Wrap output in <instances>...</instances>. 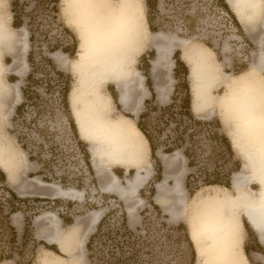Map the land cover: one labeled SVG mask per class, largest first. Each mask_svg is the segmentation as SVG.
I'll return each mask as SVG.
<instances>
[{"label": "rangeland", "instance_id": "1", "mask_svg": "<svg viewBox=\"0 0 264 264\" xmlns=\"http://www.w3.org/2000/svg\"><path fill=\"white\" fill-rule=\"evenodd\" d=\"M10 2L0 0V18L11 28L20 46L27 44L25 52L22 48L17 49L27 67L21 78L8 71L4 78L9 83L20 82V100L16 104L12 99L7 100V115L0 112V148L8 159L6 163L15 162L13 172H9L4 164L0 165L4 173L0 179V264H42L44 258L52 264H112L116 246L126 249V242L139 248V256L143 259L159 257L170 261L175 258L183 264H204L197 257L189 237L188 224L193 218V209L202 199L237 196L238 191L232 188L233 174L249 173V169L243 166L247 160L236 148L232 147V156L222 160L212 153L219 152L220 148L208 146L210 131L224 133L228 139L236 134L237 111L232 105H224L223 101L236 92L230 82L250 69L252 51L256 50L233 8L229 5L228 14L216 0H156L153 8H148L145 0L142 1L146 43L156 33H162L176 43L171 55L172 69H162L159 74V83L164 86L165 92L163 99L159 98L151 72V60L156 51L149 44H145L137 54L133 55L130 49L126 52V56L133 57L128 64L130 78L137 80L142 77L143 89L135 86L136 101L141 100V107L136 113H129L117 102L120 84L110 81L100 85L105 98L109 96L105 119L129 117L137 126L139 115L146 112L140 123L150 135L155 150L153 158L147 141V158L141 166H149L151 173L135 195L126 201L115 191L103 190L112 183V176L108 171L100 174L92 166L91 144L79 136L69 104V108L64 104V79L70 84L67 101L77 84V74L71 63L78 57L81 40L77 29L65 21L63 1L19 0L16 10L23 20L19 29L10 26ZM245 10L251 11V7L245 6ZM146 12L155 27L154 32L148 28ZM252 35L260 36V32L253 31ZM30 50L31 62L27 59ZM196 50L204 52L218 73L217 79L204 93L207 97L203 101L208 102L201 109L193 107V103L202 97L194 95L191 62L183 55L184 51L189 56V52ZM2 52V62L9 64L10 56ZM57 53L67 60L65 64L53 58L52 55ZM175 53L187 67L188 76L182 67L176 66ZM116 56L123 55L117 53ZM56 71H62L65 76L57 75ZM30 72L32 76L27 78ZM146 74L150 78L149 86ZM222 74L228 75V79L218 82ZM260 74L264 77V70ZM187 94H191L192 113L196 119L205 122L204 125L192 127V122L184 117L185 110L181 105ZM21 102L23 107L16 112ZM194 128L197 132L192 136L196 140L192 143L187 135ZM188 147H191L190 155L193 157L191 164H188L185 153ZM94 156L118 177L119 185L128 189L127 182L135 177V169L125 172L120 166L104 162L99 155ZM237 161L240 168H235ZM158 165L159 174L156 173ZM226 174L231 181L227 189L204 181L206 175H213L223 183ZM156 175L159 177L156 178ZM176 181L179 191L174 193L172 190ZM55 186L80 191L81 198L56 195ZM243 190L255 195L259 186L250 183ZM172 206L181 207L180 216L174 218L168 213ZM95 212L99 213V217L92 223L90 218ZM233 212L241 220V246L247 264H264V243L258 242L257 234L247 223L242 209L235 207ZM53 215L65 246L64 252L57 243L49 242L43 236L53 232L49 218ZM103 216L105 221L87 249L86 242L95 233ZM123 218L129 233H123ZM65 235H70V239L66 240ZM142 243L154 246L141 247ZM159 244L164 248H160ZM47 248L57 249L58 253L53 252L59 256H54Z\"/></svg>", "mask_w": 264, "mask_h": 264}, {"label": "bare ground", "instance_id": "2", "mask_svg": "<svg viewBox=\"0 0 264 264\" xmlns=\"http://www.w3.org/2000/svg\"><path fill=\"white\" fill-rule=\"evenodd\" d=\"M62 1L65 21L77 29L78 38L81 40L78 57L71 63L78 78L68 99L73 120L79 136L91 144L90 151L94 158L92 166L98 173L103 174L108 171L112 176V183L109 187H103V190L115 191L122 199L128 201L151 173L149 166L147 168L141 166L147 158V140L129 117L118 120L105 119L109 96L105 98L100 85L110 81L120 84L117 102L129 113H136L141 107V100L136 101L135 86L143 89L142 77L137 80L130 78L132 76L128 64L133 57L126 56V52L130 49L133 55L137 54L142 51L145 44H149L156 51L154 59L151 60V72L159 98L163 99L165 92L164 86L159 83V74L162 69L168 71L172 69L171 55L176 42L172 39L168 40L162 33H156L146 43L145 26L142 21L143 0ZM227 1L256 47V50L252 51L253 62L250 69L238 74L230 82V85L236 88V92L223 101L224 105H232V108L237 111V132L235 131L236 134H233L229 140L231 146L247 160L243 166L249 169V173L235 172L233 174L232 188L238 191L237 196L202 199L193 209V218L188 224L189 237L197 257L203 260L204 264H247L241 246V220L239 215L233 212L235 207L242 209L247 223L257 234L258 241L264 243V77L260 74L264 70V51L262 50L264 0ZM245 6H250L251 11H246ZM253 31L260 32V40L254 38L255 36L251 34ZM15 44H19V40L13 35L6 22L0 18V112L4 116L7 115L8 109L5 107L6 99L3 98L11 96L10 90L13 87L17 89L20 82H14L9 87L2 81L1 74L8 68L21 76L27 67L21 54L13 52ZM20 48L25 52L27 44L23 43ZM2 50L13 53L11 64L4 68L1 63ZM117 53L123 56H116ZM183 55L191 62L194 95L202 97L201 100L193 103V107L201 109V106L208 102L203 101L207 97L204 93L217 79L218 73L203 51H191L189 56L188 52L184 51ZM52 56L57 62L65 64L67 61L61 54ZM227 77L228 75L222 74L218 82H224L228 79ZM200 93L203 94L200 95ZM19 100L17 96L13 102L16 104ZM94 155H99L106 163L124 168L125 172L128 169H135V177L127 182L128 189L119 185L118 177L110 171L109 167L104 168ZM7 160L0 148V165L4 164L9 172H13L15 162L6 163ZM250 183H256L259 186L255 195H250L243 190V187ZM158 186L160 188V185ZM55 190L56 195L66 198H81L82 195L80 191L64 190L59 186H55ZM172 191L174 193L179 191L178 181L175 182ZM180 209V206H172L167 211L176 218L182 213ZM98 217L99 213L95 212L90 218L91 222H96ZM49 218L53 232L43 234L44 239L57 243L64 252L65 246L62 245L57 231L55 216ZM64 237L66 240L70 239V235ZM50 253L56 257L59 256L53 251ZM42 264H52V262L44 258Z\"/></svg>", "mask_w": 264, "mask_h": 264}, {"label": "trees", "instance_id": "3", "mask_svg": "<svg viewBox=\"0 0 264 264\" xmlns=\"http://www.w3.org/2000/svg\"><path fill=\"white\" fill-rule=\"evenodd\" d=\"M18 1L19 0H11V2H10V6H11L10 8H11V12H12V23H11V26L14 27V28H18V27L22 26V24H23L22 17L16 10ZM155 1L156 0H145V3L148 6V8H153L155 6V4H154ZM216 2L222 9H224V11L226 13L230 12L229 6H228V4L226 3L225 0H216ZM56 9H58V8H56ZM20 13H21V11H20ZM234 19H233V21L238 25L237 20L236 19L234 20ZM146 20H147V24H148L149 30L154 32L155 31V27H153V25L151 23V20L148 17L147 12H146ZM30 32H32V31L30 30ZM29 38H30V40H32V38H33L32 33H30ZM175 56H176V66L182 67L184 72H185V74L188 76V69L184 65V63L179 59V54L177 55V53H175ZM27 59H28V61H30L32 59V51L31 50L27 54ZM51 67L53 68L54 65H51ZM56 74L61 76V77L65 76L62 71H56ZM31 76H32V72H30L27 75V78H31ZM145 77H146V83L149 86L150 85V78H149L148 74H146ZM64 82H65V83H63L64 88H65V90H64V92H65L64 104L66 105V108H69L68 107L67 97H68V93H69L68 91H69L70 84H69V81H67V79L66 80L64 79ZM187 88H189V84H188ZM153 97H154V93H152V98ZM146 104H147V102H146ZM22 107H23V102H21L19 105H17L15 111L19 112L22 109ZM181 107L185 110L184 117L188 118L192 122V127H194L196 125L197 126H202V125L205 124V122H201L199 119H196L194 114L191 111V94H187V96L185 97V99L182 102ZM145 115H146V112L141 113L139 115V120L137 121L136 124H137V127L140 129V131L143 133V135L145 136L146 140L149 143L151 156L153 158H155V150H154V146H153V143H152V139H151L150 135H148V133L142 128L141 123H140L142 118H143V116H145ZM186 131L184 130V132H186ZM194 132H197V130L195 128L191 131L190 134L187 135L189 137V141L192 142V143H194L195 140H196L192 136ZM190 146H192V145H190ZM208 146L212 147L213 149L220 148L219 152L212 151V153L217 154V156L221 157L222 160H226L227 157H230V156H232L234 154V149L232 148L231 143H230L227 135L224 134V133H221V132L218 133L217 131L216 132L215 131L214 132L210 131V135L208 137ZM190 151H191V147H188L185 150V153H186V155H187V157L189 159L188 160V164L193 163V157L190 155ZM239 166H240V162L237 161L235 168H237ZM156 173L157 174L160 173V165L157 166V172ZM3 174L4 173L0 170V179L3 178L2 177ZM157 177H159V175H156V178ZM229 179H230L229 178V174H226V181L221 183V181H218L216 176L206 175L204 181H205L206 184H216V185H221L224 188H228V187H230V182H231ZM105 218L106 217L103 216L100 219V221L98 222V225H97L95 233L92 234L89 237L88 241L86 242L87 249L90 248L92 240L98 234L103 222L105 221ZM122 221L123 222L121 224V228L123 230V233H129V229H128L126 223H125V219L123 218ZM126 244H127L126 249H124V247L121 246V245L120 246H118V245L116 246L115 257H114V260L112 261V264H173V263L174 264H183V262L180 259H175V258L172 259V260L169 259L170 261H168V260L164 261L163 259H161L159 257L156 258V259L152 258V257L147 258V259H143V258H141L139 256V253H140L139 252L140 251L139 248H135V245L133 243L126 242ZM149 244H151V243H142L141 247L149 246ZM151 246H154V244H151ZM159 247L160 248H164V246L162 244H159ZM47 249H50V248H47ZM50 250L58 253L57 249H55V250L50 249ZM245 253H247L246 249H245Z\"/></svg>", "mask_w": 264, "mask_h": 264}, {"label": "crops", "instance_id": "4", "mask_svg": "<svg viewBox=\"0 0 264 264\" xmlns=\"http://www.w3.org/2000/svg\"><path fill=\"white\" fill-rule=\"evenodd\" d=\"M226 1V0H225ZM226 3L228 4V2L226 1ZM228 6H229V4H228ZM11 19H12V17H11ZM239 22V21H238ZM11 23H12V20H11ZM11 23H10V26H11ZM239 24L241 25V23L239 22ZM12 27V26H11ZM241 27H242V29H243V31L245 32V30H244V28H243V26L241 25ZM14 28V27H13ZM14 29H19V27L18 28H14ZM246 33V32H245ZM252 34V33H251ZM248 35V34H247ZM260 37L261 36H255L254 38H256V40H260ZM263 41H264V39H263ZM263 44H264V42H263ZM18 47L20 48V45L19 44H15V46H14V53H19V51L17 50L18 49ZM21 49V48H20ZM2 51H4V50H2ZM7 55L6 56H10V58H11V62H12V52L11 51H4ZM3 53V52H2ZM9 54V55H8ZM9 58V57H8ZM5 59V58H4ZM11 62L9 63V64H11ZM1 63H2V67L4 68V66H7V65H9V64H6V63H4V62H2V54H1ZM26 70V69H25ZM25 70H24V72H25ZM6 71H8V72H12L10 69H8V68H6L5 69V71H3V73L1 74V78H2V81L4 82V83H6V84H8L9 85V87L11 86V84H13V83H9V82H7L4 78H5V72ZM12 74H14L15 76H17L18 78H21V76L23 75H21V76H18L16 73H14V72H12ZM18 87H19V85H18ZM10 94H12L11 96H4V98L3 99H6V101L7 100H9V99H12L13 101H14V99H16V97L18 96L19 97V99H20V94H19V91H18V88L16 89V88H12L11 90H10ZM259 242V241H258Z\"/></svg>", "mask_w": 264, "mask_h": 264}]
</instances>
